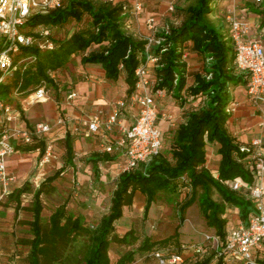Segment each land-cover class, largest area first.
<instances>
[{
  "label": "trees",
  "instance_id": "trees-1",
  "mask_svg": "<svg viewBox=\"0 0 264 264\" xmlns=\"http://www.w3.org/2000/svg\"><path fill=\"white\" fill-rule=\"evenodd\" d=\"M212 3L213 0H196L193 5L181 8L184 13L182 22L178 26H169L165 32L158 34L162 40L149 48V52L158 58L150 70V79L154 83L153 91L164 90L181 106L187 102L186 97L190 100L199 98L198 106L185 110L184 121L170 137H162L163 148L160 154L147 163L139 164L133 170L119 174L109 209L93 226L86 225L82 216L69 213L66 202L53 210L47 224L42 222L41 196L46 193L45 185L51 184L66 166H74L72 140L67 135L64 140V164L58 171L47 176L35 190L27 181L0 199V208L7 201H14V213L17 216L21 209V196L32 194L28 208L31 213V220L28 222L31 238L21 240L28 247V251L20 254L15 247L8 250L7 254L12 258V263L110 264L109 248L112 242L133 245L138 240L132 229L122 236L115 232V223L123 216L124 208L133 204L136 192L145 198L143 218L147 216L159 193L177 194L181 197L176 209L179 223L173 234L157 241H152L150 236L145 235L137 247L138 251L147 252V255L154 250H162L164 253L176 252L184 257V262L180 264H210L213 259L215 264H224V260L236 261L228 260L222 253L225 236L234 228L224 215L226 208H237L241 224L247 225L251 217L258 213L257 199L251 194L257 182V172L252 158L254 149L250 144H237L227 132L226 123L230 116L227 109L231 103L232 88L240 84L245 85L247 77L246 73L235 65L234 48L230 38L209 22L208 15ZM129 9L128 6H112L108 2L61 0L58 8L47 14L32 16L27 25L31 28L40 24L46 25L50 29V35L46 38L38 36L33 45L20 49L15 56V62L25 57L34 60L21 63L16 71L5 77L0 83V100L15 103L42 85L49 96L50 89L57 93L61 68L70 56L82 54V62L101 64L108 80L117 81L120 76L124 77L126 103L123 108L127 107L131 103V97L137 92L138 77L135 71L144 64L147 54V41L134 37L125 30L123 13ZM84 18L88 19L85 25L68 31L67 24L70 21L81 23ZM62 29L64 36L54 37L55 30ZM46 41L51 42L53 48L40 50L38 43ZM186 42H191L192 50L205 60L202 72L193 76L194 83L191 86H187V58L183 57L185 52L188 53L184 47ZM183 91L186 92V97L182 96ZM54 99L58 101L57 94ZM16 105L18 106V103ZM168 138L169 145L166 148ZM35 142L16 145V149H39L42 156L46 142L41 139ZM209 143L219 144L218 153L221 158L217 176L205 166V148ZM240 148L244 150L241 151ZM113 157L108 153L94 152L87 158V162L92 164L94 175L97 177V164ZM236 179L242 184L240 189L234 190L231 182ZM215 193L218 194V199L214 198ZM194 202L198 204L205 227L213 231L209 235L218 238L216 246L209 245L212 242H205L202 253L189 250L188 246L196 243L185 244L184 247L176 245L185 211ZM79 234L91 237V243L82 259L67 254L73 237ZM205 234L207 233L203 234L201 242H204ZM9 236L5 238L9 240L10 245L12 236ZM6 245L3 246L0 241L2 264H7L3 259V247L8 246ZM207 248H210L211 253L205 256ZM184 251L190 252L189 261H186ZM260 252L255 259L258 264H264V242ZM134 253V250H127L115 264L131 263ZM148 257L159 264L153 257Z\"/></svg>",
  "mask_w": 264,
  "mask_h": 264
},
{
  "label": "crops",
  "instance_id": "crops-1",
  "mask_svg": "<svg viewBox=\"0 0 264 264\" xmlns=\"http://www.w3.org/2000/svg\"><path fill=\"white\" fill-rule=\"evenodd\" d=\"M97 1L98 3L106 2L104 0ZM195 2L196 0H142L143 8L141 13L138 15H133L129 11L123 13V16L125 17V30L127 33L137 38H145L150 35L157 36L158 34L165 32L169 26H178L184 18V13L180 9L193 5ZM129 3L130 0H116L112 6L130 7ZM210 7L211 12L208 15L209 22L224 36H227L229 39L230 29L226 16L232 14L246 22L248 25V34L246 38L250 40H259L264 48V0H213ZM149 16H154L156 18L154 31H150L146 24V19ZM184 47L188 50V57L186 59L187 86H191L194 83L193 76L202 72L205 60L201 55L192 50L191 42H186ZM81 57L82 54L70 56L65 66L61 68L60 73L58 74V101H56L54 97L51 98L49 96L47 100L35 104V108L34 106H31L23 111V122L29 128H33L39 122H45L50 125L49 132L45 134L41 140H44L46 143H53L54 158L48 164L40 165L41 152L39 149L32 151H22L17 149L16 153L8 156L6 159L8 171L13 172L18 176V180L15 183V186L10 188V192L15 188L21 187L27 181L32 182L39 173L41 174L43 172V170H50V166L54 167L53 162L61 157L62 165L58 168L59 170L64 164V140L67 135H69L72 140L74 166H66L61 173L66 169H69V167L74 173L77 167L75 160L77 156L80 155L84 156L83 160L87 164H90L93 170L92 164L87 162V158L94 152L108 153L109 155L114 156L111 160L101 161L97 164L98 176L96 177L94 175L95 179H99L101 173H107L105 165H109V172L111 174L114 173L117 179L119 174L122 173L121 167L125 162L127 145H116L117 140L121 138V133L117 128L114 126L111 130H104L101 133L88 135L84 132L81 122L98 110H102L103 114L107 115L111 112L118 99L123 98L126 101V84L124 82V77L120 76L117 81L108 80L105 77V72L101 64L82 62ZM71 91L75 92L76 96L73 99L68 100L67 96ZM148 91L150 94H153L152 88L148 89ZM185 93L186 92L183 91L182 96L186 97ZM230 98L231 102L236 104V107L230 114L226 123L228 134L234 138L235 142L239 145H248L251 144L253 140L259 139V148L264 154V97L258 101L250 99L247 96L245 85L240 84L232 88ZM155 103L158 112L157 126L161 130L162 137H170V134L173 133L177 126L184 121L183 113L186 110V103L182 106L179 105V103L176 104L174 97L167 92H164L160 98H156ZM28 110H31V112H33L36 117H40L41 120L31 122L26 115ZM137 111V105L131 102L127 107L123 108L119 119L124 124H130L134 121ZM163 115H170L171 119H163ZM107 144L112 145L113 151L106 152L103 149V146ZM218 148V143H209L205 148V166L214 176H217V168L221 158L218 153ZM194 203L197 204V202ZM190 207L191 205L186 209L185 219L179 227V235L176 245L198 243L203 240L204 229L201 226V221L203 219L200 210L198 209L196 211L195 221H191L188 216V210ZM224 216H227L228 223L231 227L241 225L237 208H226ZM122 218L123 216L117 222ZM83 219L85 220L84 217ZM2 226L4 227L0 229L3 231L2 234L0 233V241L3 246L6 244L10 246L8 243L9 240L5 237L10 235L7 231L11 233L13 232V223L9 222L8 219V221L2 224ZM126 229L125 232L130 230L129 227ZM125 232H123V234ZM123 234L118 236H122ZM172 234H169L168 236ZM145 235L149 236V234ZM145 235H143V237ZM168 236L162 237L158 240L165 239ZM151 240L157 241L153 239ZM140 241L141 239L138 237L135 244L128 245L130 246L128 250L135 251L133 260L129 264H157L155 260L148 257L147 252L137 250ZM210 253V248H207L205 256ZM122 254L115 258L114 261H112L110 257V264H115ZM183 254H185V257L187 258L186 261H189V257L191 256L190 252L184 251ZM260 254L261 252L259 251L256 256ZM210 264H215V259H213ZM224 264L244 263L241 261L224 260Z\"/></svg>",
  "mask_w": 264,
  "mask_h": 264
},
{
  "label": "built area",
  "instance_id": "built-area-1",
  "mask_svg": "<svg viewBox=\"0 0 264 264\" xmlns=\"http://www.w3.org/2000/svg\"><path fill=\"white\" fill-rule=\"evenodd\" d=\"M113 4L116 0H104ZM61 0H0V83L6 76L17 70L21 63L32 61L34 58L25 57L15 62V56L22 47L34 44L37 37L46 38L50 35L48 26L40 24L31 28L27 25L28 20L38 14H47L60 6ZM129 12L133 15L141 13L143 8L142 0H130ZM172 9V8H170ZM155 17L149 16L146 24L150 31H154ZM230 33L229 38L234 48V62L236 67L246 73L247 81L245 90L247 96L258 101L264 97V48L259 40H250L248 25L232 14L226 16ZM147 41L146 58L144 64L139 66L135 74L138 77L136 83L137 92L131 97L138 111L135 119L130 124H124L120 119L121 109L125 106V99H118L115 106L107 115L98 110L81 122L86 134L101 133L104 130H111L114 126L121 133V138L116 145L126 144L125 162L121 171H129L139 164L149 162L153 157L160 154L163 143L162 133L157 126L158 112L155 103L156 98L164 94V90H155L150 94L148 89L154 86L150 79V70L157 62V57L149 52L152 45L159 44L161 37L150 35L144 38ZM40 50L52 49L53 44L49 41L39 42ZM184 58L188 53H184ZM75 92H69L67 98L73 99ZM49 93L45 86H40L27 96L18 99L15 103H8L0 100V199L10 193V188L18 180V176L8 171L6 159L17 152L16 145H28L41 139L50 130V125L45 122L37 123L29 128L22 119V112L27 108L47 100ZM18 103V106L16 105ZM236 104L231 102L227 111L231 114ZM163 119L170 120V115H163ZM60 122V121H59ZM260 140L256 139L250 144L254 149L252 154L254 167L257 172V182L251 190V194L257 199L258 213L251 217L247 225H238L230 229L222 245V253L228 260L241 261L244 264H258L256 254L263 247L264 242V154L259 148ZM106 152L113 151L112 145H104ZM241 151L244 150L240 148ZM54 145L46 143V148L40 158V165L51 162L54 158ZM239 179L231 182L234 190L240 189ZM205 242H216L218 238L205 234L204 242L192 244L189 250L195 253L204 251ZM182 245L181 247H184ZM148 256L153 257L159 264H180L184 262L182 254L176 252L164 253L162 250L151 251ZM2 264V263H0Z\"/></svg>",
  "mask_w": 264,
  "mask_h": 264
},
{
  "label": "rangeland",
  "instance_id": "rangeland-1",
  "mask_svg": "<svg viewBox=\"0 0 264 264\" xmlns=\"http://www.w3.org/2000/svg\"><path fill=\"white\" fill-rule=\"evenodd\" d=\"M98 3L97 0H92ZM88 22L87 18L81 23H75L70 21L67 24L68 31H73L76 28L85 25ZM64 36V29L55 30L54 37L61 38ZM51 98L56 94L54 89L51 90ZM174 100H176L174 98ZM186 110L193 109L198 106L200 99L190 100L186 97ZM38 104V103H37ZM176 104H178L176 100ZM35 108V105H33ZM26 115L31 122L41 120L40 117H36L31 110H28ZM169 138L166 139L165 147L169 145ZM61 143V142H60ZM84 156H77L76 169L74 173L71 168L66 169L61 173L51 184L45 185L46 193L41 196V202L43 205L42 210V222L47 224L49 215L53 210L62 204L67 203V211L74 215H81L85 218L84 223L89 226L95 225L100 217L107 213L112 192L116 187L117 177L114 173L109 172V165H105L106 174L101 173L99 179H95L93 170L90 164H87L83 160ZM51 165V164H50ZM54 167L50 166V170H43V172L33 179L31 188L35 190L39 184L49 175L53 174L62 165V158H58L53 162ZM69 170V171H67ZM15 186L13 184L11 187ZM214 198L218 199L217 193L214 194ZM181 197L179 195H171L169 193H159L156 200L151 205L149 212L145 218H143L144 197L136 192L133 204L124 208L123 218L116 223V234L120 235L130 228L134 230L135 235L142 239L143 235L149 234L153 240H158L162 237L168 236L174 232L176 225L179 223L177 215V204L180 202ZM32 201V194H24L21 196V209L18 215L14 213V201H7L4 206L0 208V229L3 228L2 224L8 221L13 223V232L7 231L11 237L10 247H3V259L7 264L12 263V258L7 254V251L16 248L20 254H24L28 251V247L21 242V240L31 238V231L28 222L31 220V213L29 207ZM196 203L191 205L188 210V216L191 221H195L196 211L198 210ZM202 220V219H200ZM201 226L204 229V233L212 234L213 231L205 227L203 220ZM196 223V222H195ZM2 234L3 231L0 230ZM91 243V237L86 234L75 235L71 241V244L67 250V254L72 255L78 259H82ZM216 242H212L209 245L216 246ZM130 246L118 244L112 242L109 251L111 260L114 261L120 254L128 250Z\"/></svg>",
  "mask_w": 264,
  "mask_h": 264
}]
</instances>
